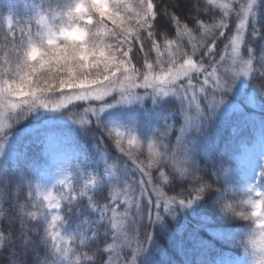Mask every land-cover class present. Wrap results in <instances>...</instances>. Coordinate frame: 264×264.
I'll return each instance as SVG.
<instances>
[{
  "label": "snow or ice",
  "instance_id": "6c2138e0",
  "mask_svg": "<svg viewBox=\"0 0 264 264\" xmlns=\"http://www.w3.org/2000/svg\"><path fill=\"white\" fill-rule=\"evenodd\" d=\"M258 2L232 0L230 3H218L217 0H207L202 7L193 5L195 16L184 24L155 0H104L102 5L94 3V0H38L27 19L4 17V26L0 28V156L6 151L9 130L16 123L41 109H57L64 110L65 115L86 133L93 126L100 129L99 134L94 130L92 134L97 137V149L105 159L100 174L84 169L79 162L74 168H60L63 178L43 191L40 183L20 175L11 181L13 186L10 187L8 174L0 170V201L9 205L6 212L0 204V219H7L9 225L19 221L16 236L21 239L25 252L32 248L31 233L37 231L42 233L40 239L48 249L44 256L35 253L33 264H70L66 257L75 256L85 248L88 251L83 253V260L92 264L95 252L89 241L99 235L97 224L90 223L89 217L84 216L80 224L87 225V228L78 224L73 232L65 230L69 222L68 213H78L84 197L87 198V209L96 214L97 222L106 223L105 231L111 237V243L108 239L104 241L103 250L108 253L104 264H113L111 253L117 244L121 248L130 246L122 223L127 209L120 213L118 207L121 196L124 204H136L137 214L140 204L130 199L128 169L118 163L109 164L107 154L101 150L105 138L114 141L115 148L121 153L126 152L123 146L125 136L129 145L133 141L139 143L137 136L132 135L134 130L121 131V128L111 127L101 119V114L116 104L142 100L148 94L154 100L158 95L169 94L181 100L186 128H181L182 136L177 137L178 151H173L163 142L171 127L166 123L162 129L156 130L155 141H148L150 158L147 168L172 165L180 177L187 176L195 182V195L189 192L190 198L177 199L175 196L165 197L162 191L157 190L155 207L158 210L163 207L165 213L174 217L178 210L192 208L211 191L212 185L196 175L201 172V164L195 157L199 146L183 134L192 126H197L198 131L199 125L206 126L225 104L228 94L241 77L257 81L260 95L264 97V55H257L247 43L261 35L255 26ZM213 6L223 9V14L218 23L209 25L201 19V14H210ZM232 12L239 21L234 34L227 22ZM161 14L169 16L171 24L175 23L176 39H169L171 33L158 26L157 16ZM189 23L193 27L190 28ZM226 32L225 55H219L217 40L225 37ZM161 34L163 43L158 39ZM185 36L188 37L187 43L184 42ZM189 45L190 52L186 50ZM243 47L247 48V58L241 54ZM153 52L155 60L152 59ZM140 54H143V63L137 59ZM205 61L208 67H205ZM160 65L164 67L157 72ZM201 74L202 81L198 78ZM138 89H143V93ZM193 109L195 115L192 114ZM155 142H159L160 150L153 153ZM126 154L131 157V153ZM140 171L148 176L147 182L151 183V174L143 167ZM160 175L167 179L163 171ZM213 175L219 183L214 203L226 215L237 216L249 211L256 202H264V166L246 180V199H237L235 192L240 188L229 185L224 168H217ZM25 182L28 193L24 197L25 202L21 203L14 186H22ZM104 182L112 186L110 202L100 204L88 193ZM138 183L143 186L145 181ZM57 185L60 186L58 189ZM52 189H57L56 195L52 194ZM161 219L157 211L155 223ZM12 237L10 228L0 229V249L6 247ZM155 243L152 233L145 232L144 241H137V247L131 253V261L127 259L128 254H124L120 264H137V257ZM10 264H23V261L14 258Z\"/></svg>",
  "mask_w": 264,
  "mask_h": 264
},
{
  "label": "trees",
  "instance_id": "16d2710c",
  "mask_svg": "<svg viewBox=\"0 0 264 264\" xmlns=\"http://www.w3.org/2000/svg\"><path fill=\"white\" fill-rule=\"evenodd\" d=\"M172 1L175 6L172 5ZM155 2L161 4L162 8H168L169 14L176 15L180 18L181 24H184L191 22L195 16L193 5L202 7L207 3V0H155ZM217 2L226 3L227 1L217 0ZM257 5L255 26L261 35L249 39L247 43L259 55L261 51H264V0H259ZM222 14L223 9L213 6L210 14H201V19L210 25L213 22L218 23ZM5 16L6 11L2 10L0 6V17ZM227 22L234 34L235 25L239 22L235 12L230 14ZM157 23L161 30L171 33L169 39H176V25L175 23L171 24L169 16L163 14L157 16ZM189 27L191 28L193 25L189 23ZM249 28H252V22H250ZM193 35L196 36L197 33L194 32ZM227 35L226 32L225 37H220L217 40L219 55H225L224 47L227 43ZM248 35L251 36V32ZM158 39L163 43V34ZM187 40L188 37L185 36L184 42L187 43ZM186 50L190 52L191 46L189 45ZM241 54L247 58L246 47L241 49ZM142 55L137 57L140 63H143ZM151 55L155 60V52ZM196 59H200L199 55ZM133 63L135 64L136 61L134 60ZM136 66L140 67V64ZM205 67H208L207 61H205ZM209 70L211 69L209 68ZM220 71L223 72L224 68L221 67ZM198 78L202 81L203 75H199ZM108 99L111 102V98ZM162 99L158 105H153L151 100H147L144 108L140 110L141 112L139 114L136 112L132 118L128 130H134L132 135L137 136L138 144L133 141V144L129 145L128 138L125 136L123 140L125 153H121L119 149L115 148L114 141L111 139L105 138V143L101 146V150L107 154L109 164L118 163L128 169L127 179L131 185L129 195L132 200L138 201L140 204L139 214H137L136 204L132 203V213L122 221L124 234L129 238L130 246L125 245L121 248L117 244L111 253L113 264H120L124 259V254H128L127 259L131 261V253L137 247V241H144L145 232L152 233L156 243L150 244L147 250L137 257V264H250V258L240 243L242 236L248 232L249 225L244 221H229L222 215L219 207L214 203L217 199L216 189L219 187V183L213 172L217 168H224L227 172L229 185L236 189L240 188L235 192L239 200L246 199L244 196L246 180L254 176L264 166V97L260 95L257 81L250 78H245L243 81L237 80L233 91L228 94L225 104L216 116L206 126L199 125V131L197 126H192L188 132L183 134V137L194 140L199 146L195 157L201 164V172L196 175L202 176L206 183L212 185V189L192 208L180 209L174 217L165 213L163 207L159 210L155 207L157 190L162 191L165 197L190 198L188 197L189 192L195 195L193 191L195 182L187 176L180 177L172 165L147 168L150 158L148 141H155L156 130L162 129L166 123L171 125L168 129V136L163 142L168 144L173 151H178L177 137L182 136L181 128H186L180 98L169 94ZM226 106L239 107V109H228ZM76 111H80V109H76ZM192 114L195 115L194 109ZM101 119L111 127L119 128V121L110 112L105 110L101 114ZM48 121L63 124L59 123L53 128L48 127L34 134H28L19 143L20 146L15 150V153L9 156L5 165L0 168L8 174L10 187L13 186L11 181L20 175L40 183L43 186V191L47 188L50 177L56 173L61 175L60 168H74L76 162H79L84 169L97 174L103 172L105 159L97 149V137L92 134L93 130L99 134L100 129L93 126L86 133L81 126L75 124L65 115L64 110L41 109L32 113L16 123L9 130L10 135L28 127L43 125ZM159 150L160 144L155 142L152 151L155 153ZM126 153H131V157ZM140 167L145 168L151 174V183L147 182L148 176L141 173ZM161 171L165 173L167 179L161 177ZM64 175H69V173ZM174 175L175 179H173ZM141 180L145 181L143 186L138 183ZM59 187L57 185V189ZM111 187L108 182H104L88 194L100 204L109 203ZM142 187L143 195H141ZM57 189H53V195ZM14 192L19 195L20 202L24 203V197L28 193L27 183L25 182L22 186L15 185ZM123 199L124 197L121 196V203L118 207L120 213H123L127 205L123 203ZM0 204L6 212L9 210L8 204L2 201ZM161 204H163V199H161ZM86 205L87 198L84 197L80 211L68 213L69 222L65 230L67 232L75 231L82 218L88 216L90 223L97 224L99 233L97 237L89 241L91 249L95 252L92 264H104L108 258V253L103 250L104 241L108 239V243H111V237L105 231L106 223L97 222L96 214L90 212ZM157 211L160 212L162 219L155 223ZM8 223L7 219H0V229L10 228L13 233L10 243L0 249V264H10L14 258L21 259L23 264H33L35 253H39L40 256L47 253L48 249L40 239L42 234L40 231L31 233L32 248L25 252L21 239L16 236L20 227L19 221L17 220L11 225ZM80 226L87 228V225L80 224ZM97 249L100 250L97 251ZM81 250L88 251L87 248Z\"/></svg>",
  "mask_w": 264,
  "mask_h": 264
},
{
  "label": "rangeland",
  "instance_id": "374dc122",
  "mask_svg": "<svg viewBox=\"0 0 264 264\" xmlns=\"http://www.w3.org/2000/svg\"><path fill=\"white\" fill-rule=\"evenodd\" d=\"M171 1V0H170ZM226 3L232 2V0H226ZM38 2V0H0V6L2 10L6 11V16H11L13 19H27V16L31 13V10L33 6ZM172 5L175 6V3L172 1ZM258 6V5H256ZM230 62V61H229ZM160 67H164V65H160L157 67L156 71L159 72ZM239 81L245 80V77H241L238 79ZM138 92L141 94L143 93V89H138ZM165 96L158 95L155 97V100L153 99V96L151 94L144 95L142 100H134L131 103H124V104H116L112 108L106 109L107 112H110L113 116L116 117V119L120 123L119 128H123V131L128 130L131 125V120L138 112V114L141 112L140 110L144 108V104L147 100H151L153 105H158L162 98ZM228 109H236L239 107H233V106H226ZM45 110V109H44ZM60 123V122H59ZM55 122L48 121L47 123L36 126V127H28L25 128L22 131L15 132L13 135L9 136L8 143L6 145V151L5 153L0 156V168H2L9 155L15 152L20 146V142L25 139L28 134H34L39 130L46 129V128H53L56 124ZM63 124V123H60ZM58 179H62V176L58 173H56L54 176L50 177V181L47 185V188H51L53 184L56 183ZM46 188V189H47ZM53 191V189H52ZM57 192H55V195ZM130 199H132L130 197ZM125 209H127V217L132 213V204L126 205ZM125 209L123 213L125 212Z\"/></svg>",
  "mask_w": 264,
  "mask_h": 264
},
{
  "label": "clouds",
  "instance_id": "9594fccd",
  "mask_svg": "<svg viewBox=\"0 0 264 264\" xmlns=\"http://www.w3.org/2000/svg\"><path fill=\"white\" fill-rule=\"evenodd\" d=\"M94 3L102 5L104 0H94ZM4 23V17H0V28H3ZM260 54L264 55V51ZM221 213L229 221L239 220L249 225V230L242 236L240 243L250 258V264H264V202H256L249 211L241 212L234 217L226 215L223 211ZM84 252L79 250L75 256L66 257V259H69L70 264L72 261H75V264H86L83 260Z\"/></svg>",
  "mask_w": 264,
  "mask_h": 264
}]
</instances>
